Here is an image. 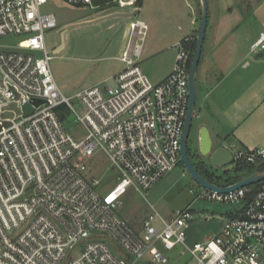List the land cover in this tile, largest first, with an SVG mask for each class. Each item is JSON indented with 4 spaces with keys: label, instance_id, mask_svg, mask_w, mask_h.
<instances>
[{
    "label": "built area",
    "instance_id": "built-area-1",
    "mask_svg": "<svg viewBox=\"0 0 264 264\" xmlns=\"http://www.w3.org/2000/svg\"><path fill=\"white\" fill-rule=\"evenodd\" d=\"M62 1L89 9L101 5ZM110 1L137 9L138 0ZM47 2L0 0V38L18 36L13 46L0 45V264H154L177 244L191 255L187 264H264V179L228 192L200 184L190 189L196 198L235 205L217 234L192 246L184 230L193 218L190 206L168 218L154 212L137 225L117 212L129 187L143 194L181 162L189 38L174 43L171 72L153 84L138 63L147 25L131 21L136 42L120 56L125 68L111 77L113 84L88 86L72 103L50 67L45 33L57 22L41 11ZM256 48H264V32L250 45ZM34 98L43 101L35 104ZM78 125L85 129L79 140L69 131ZM227 148L233 166H250L247 175L264 174V145ZM97 150L116 174L104 192L100 180L88 175L87 161Z\"/></svg>",
    "mask_w": 264,
    "mask_h": 264
},
{
    "label": "crops",
    "instance_id": "crops-1",
    "mask_svg": "<svg viewBox=\"0 0 264 264\" xmlns=\"http://www.w3.org/2000/svg\"><path fill=\"white\" fill-rule=\"evenodd\" d=\"M201 1L192 4L191 0H138L134 9L119 8L110 0H95L101 4L96 10L102 13L103 21H108L106 15L111 13L120 17V13L132 15L122 17L128 21H123L126 26L119 59L125 47L136 42L129 23L136 19L146 23L138 63L155 83L172 70L174 43L197 37L196 16L199 12L201 18ZM207 4L208 21L196 71L192 131L197 142L199 129L204 128L218 145L233 149L264 145V48L250 49L264 32V0H243L242 7L237 0H207Z\"/></svg>",
    "mask_w": 264,
    "mask_h": 264
},
{
    "label": "rangeland",
    "instance_id": "rangeland-1",
    "mask_svg": "<svg viewBox=\"0 0 264 264\" xmlns=\"http://www.w3.org/2000/svg\"><path fill=\"white\" fill-rule=\"evenodd\" d=\"M191 1L192 4H198L197 0ZM242 4L243 0H237L239 7H242ZM200 5L199 10H203L202 1ZM41 11L52 13L57 22L56 28L46 31L45 43L53 56L50 60V67L62 93L69 96L71 102L75 103L77 101L75 94L80 90L95 83L113 84L111 77L116 74L114 72L125 68V63L119 59V55L123 43L121 36L126 26L123 21H126L127 24L128 20H124L122 17L132 15L120 13L122 14L120 17L116 13H111V15H106L108 21H103L101 20L102 13L98 10H90L87 6L70 5L62 0H48L41 6ZM198 13L196 17L200 23ZM61 31H64V46L54 53L53 48L61 42ZM17 40L18 36L6 35L0 38V45L13 46ZM192 41L189 39L188 47ZM141 64L143 65V62ZM141 70L148 80L155 84L146 70ZM71 120L72 116H69V124ZM262 129L264 130V123ZM69 131L77 140L85 136V129L81 125L71 126ZM197 147L195 132L191 130L187 143L191 163L209 181L219 184L226 183L228 175H233L231 173L232 164L211 166L208 157L203 155V161L197 157L192 159L191 153L194 154L198 150ZM87 162L89 165L88 175L100 180L98 190L104 192L114 182L115 172L111 170L109 162L101 150L95 151L93 157ZM190 189L199 190V184L185 170L183 163L179 162L176 167L166 172L143 194L129 187L121 197V205L117 212L128 222L137 225L154 212L168 218L176 210L190 206L193 218L188 221V226L184 230L185 243L192 246L194 242L217 234L228 212L233 211L235 205L196 198ZM105 240L113 250L115 245L112 240L109 238ZM164 253L166 259L154 262V264H187L191 261V255L182 244H177L173 249L164 251Z\"/></svg>",
    "mask_w": 264,
    "mask_h": 264
},
{
    "label": "water",
    "instance_id": "water-1",
    "mask_svg": "<svg viewBox=\"0 0 264 264\" xmlns=\"http://www.w3.org/2000/svg\"><path fill=\"white\" fill-rule=\"evenodd\" d=\"M203 10L200 18L198 33L196 37L195 43V51L193 53V58L191 60L189 74H188V104H187V112L184 118L182 134L180 138V158L181 162L184 165L185 170L190 174V176L201 186L216 190L218 192H228L232 191L244 186L251 185L256 183L262 179H264V174L253 173L247 175L246 177L236 181L233 184L227 186H220L205 178L191 163L187 150L188 138L192 130V120L194 114V104L196 97V71L198 69V64L200 61L202 46L205 38V32L208 21V4L207 0H202ZM63 32L61 31V42L55 48H53V52L57 53L64 46ZM42 99L34 98L33 102L35 104L41 103ZM26 114L32 112V107L30 105L25 106ZM198 148L202 155L208 157V162L211 166H223L232 163V157L229 149L224 144H217V142L213 141L204 130V128L199 129L198 133Z\"/></svg>",
    "mask_w": 264,
    "mask_h": 264
},
{
    "label": "trees",
    "instance_id": "trees-1",
    "mask_svg": "<svg viewBox=\"0 0 264 264\" xmlns=\"http://www.w3.org/2000/svg\"><path fill=\"white\" fill-rule=\"evenodd\" d=\"M195 43H196V38L191 42V45L189 47L192 52L195 51ZM192 58H193V53L190 56V64H191ZM64 110L65 108H62V112H65ZM231 171L233 175L229 174L228 175L229 178L226 180V183L224 184L233 183L237 181L238 179H240V177L247 175L251 171V167L246 164L237 163L235 166H233Z\"/></svg>",
    "mask_w": 264,
    "mask_h": 264
},
{
    "label": "flooded vegetation",
    "instance_id": "flooded-vegetation-1",
    "mask_svg": "<svg viewBox=\"0 0 264 264\" xmlns=\"http://www.w3.org/2000/svg\"><path fill=\"white\" fill-rule=\"evenodd\" d=\"M198 150L197 151H195L194 152V154L193 153H191L192 155H191V158L193 159V158H198L200 161H203V156H202V154H201V152H200V150H199V148H197ZM197 162V161H196Z\"/></svg>",
    "mask_w": 264,
    "mask_h": 264
}]
</instances>
